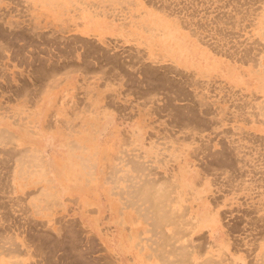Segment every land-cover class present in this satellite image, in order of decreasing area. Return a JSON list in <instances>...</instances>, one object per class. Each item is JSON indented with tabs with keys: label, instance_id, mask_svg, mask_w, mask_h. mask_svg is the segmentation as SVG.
Listing matches in <instances>:
<instances>
[{
	"label": "rangeland",
	"instance_id": "1",
	"mask_svg": "<svg viewBox=\"0 0 264 264\" xmlns=\"http://www.w3.org/2000/svg\"><path fill=\"white\" fill-rule=\"evenodd\" d=\"M0 14V262L264 264V0H0Z\"/></svg>",
	"mask_w": 264,
	"mask_h": 264
},
{
	"label": "bare ground",
	"instance_id": "2",
	"mask_svg": "<svg viewBox=\"0 0 264 264\" xmlns=\"http://www.w3.org/2000/svg\"><path fill=\"white\" fill-rule=\"evenodd\" d=\"M35 1H36V0H35ZM42 1H44V0H42ZM46 1H47V0H46ZM32 3L35 4V2H32ZM45 3H46V2H45ZM47 3H49V2H47ZM43 4H44V3H43ZM46 5H47V4H46ZM49 5H50V4H49ZM28 8H29V7H28ZM49 8H50V7H49ZM3 13H5V11H4ZM6 13H7V12H6ZM1 14H2V13H1ZM1 14H0V17H1ZM6 15H7V14H6ZM1 18H2V17H1ZM1 18H0V19H1ZM3 20H4V19H3ZM30 20H31V19H30ZM10 22L12 23V21H10ZM0 23H1V22H0ZM17 23H18V22H17ZM0 25H1V24H0ZM1 26H2V25H1ZM1 26H0V28H4V27H1ZM30 26H31V25H30ZM5 27H6V26H5ZM13 27H15V26H13ZM16 28H18V27H16ZM24 29H25L26 32H27V29H26V28H24ZM28 29H29V28H28ZM30 29H31V28H30ZM35 29H36V28H35ZM1 30H2V29H1ZM10 30H11V29H10ZM12 30H13V29H12ZM20 30H21V29H20ZM2 31H3V30H2ZM21 31H22V30H21ZM21 31H19L18 33H20ZM23 31H24V30H23ZM30 31H31V30H30ZM11 32H12V31H11ZM16 32H17V31H16ZM26 32H25V34H26ZM28 32H29V30H28ZM61 32H62V31H61ZM7 33L10 34L9 31H8ZM7 33H6V34H7ZM13 33H14V30H13ZM31 33H32V32H31ZM43 33H44V32H42V35L39 36V37L41 38L42 36H45V37L47 38V36H46L47 34L44 35L45 33H44V34H43ZM1 34H3V33H1ZM15 34H16V33H14V34H12V35L15 36ZM25 34H24V35H25ZM29 34H30V33H27V35H29ZM35 34H36V33H35ZM40 34H41V33H40ZM40 34H39V35H40ZM18 35H20V34H18ZM3 36H5V35H3ZM9 36H10V35H9ZM14 36H13L12 38H17V37H16L17 34H16L15 37H14ZM21 36H22V35H21ZM29 36H30V38H31L32 34H30ZM37 36H38V34H37ZM71 36H72V35H71ZM76 36H77V35H76ZM76 36H75V37H76ZM1 37H2V36H1ZM1 37H0V38H1ZM6 37H7V36H6ZM18 37H20V36H18ZM54 37H57V36H53V37H51V38L53 39ZM60 37H61V39H63L62 36H60ZM67 37H68V36H67ZM69 37H70V36H69ZM73 37H74V36H73ZM34 38H35V37H34ZM57 38H58V37H57ZM21 39H22V38H21ZM32 39H33V38H32ZM48 39H50V38H48ZM59 39H60V38H59ZM74 39H76V38H74ZM5 40H6V39H5ZM33 40H34V39H33ZM40 40H41V39H40ZM45 40H46V39H45ZM53 40H54V39H53ZM69 40H71V38H69ZM77 40H78V38H77ZM90 40H91V39H90ZM11 41H12V40H11ZM13 41H14V40H13ZM34 41H35V40H34ZM38 41H39V40H37V42H38ZM41 41H42V40H41ZM43 41H44V40H43ZM63 41H64V40H63ZM65 41H67L66 38H65ZM71 41L73 42V40H71ZM71 41H70V42H71ZM78 41H79V40H78ZM92 41H93V40H92ZM4 42H5V41H4ZM9 42H10V41H9ZM25 42H26V41H25ZM47 42H48V41H47ZM54 42H55V41H54ZM56 42H57V41H56ZM56 42H55V43H56ZM60 42H61V41H59L58 43H60ZM76 42H77V41H76ZM76 42L74 41V43H76ZM80 42H81V41H80ZM93 42H94V41H93ZM0 43H1V42H0ZM28 43H29V42H28ZM31 43H33V42H31ZM35 43H36V41H35ZM45 43H46V42H45ZM45 43H44V44H45ZM51 43H53V42L51 41ZM55 43H54V44H55ZM78 43H79V42H78ZM85 43H86V42H85ZM89 43H90V42H89ZM16 44H17V43H16ZM40 44H41V43H40ZM47 44H49V43H47ZM7 45H8V44H7ZM13 45H14V44H13ZM27 45H28V44H27ZM49 45H50V44H49ZM57 45H58V44H57ZM73 45H74V44H73ZM10 46H11V45H10ZM31 46H32V44H31ZM65 46H66V44H65ZM85 46H87V45H85ZM85 46H84V47H85ZM8 47H9V46H8ZM22 47H23V45H22ZM34 47H35V46H34ZM48 47H49V46H48ZM66 47H67V46H66ZM88 47H89V46H88ZM88 47H87V48H88ZM90 47H91V45H90ZM94 47H96V46H94ZM94 47H91V49L93 50ZM53 48H54V47H53ZM59 48H60V47H59ZM63 48H64V47H63ZM73 48H74V47H73ZM81 48H82V47H81ZM87 48H86V49H87ZM7 49H8V48H7ZM22 49H23V48H22ZM37 49H38V47H37ZM68 49L70 50V48H68ZM71 49H72V48H71ZM91 49H90V50H91ZM95 49H96V50H95ZM95 49H94L95 51H98V50H99V48H95ZM14 50H15V47H14ZM16 50H19V48H18V49L16 48ZM56 50H57V49H56ZM60 50H61V49H60ZM60 50H58V51H60ZM65 50H66V49H65ZM65 50H64V53L67 52V50H66V51H65ZM102 50H103V49H102ZM197 50H198V49H197ZM62 51H63V49H62ZM83 51H85V50H83ZM87 51H88V50H87ZM87 51H85L86 54H88V53L91 54V51H89L88 53H87ZM104 51H105V50H104ZM106 51H107V50H106ZM106 51H105V53H106ZM192 51H193V50H190V49H189V52H190V53H188L187 47H180V51H179L180 56H178V60L180 61V63H181V61H182V62H183V61L186 62L187 59H191L192 61L189 60V61H187L185 64H187V65H189V66H192V67H195V68L198 70V72H204V71L207 72V71L210 70V69H215V70H216V69H220L221 71L224 72L223 76H224L226 79H228V80H230V81H233V82H235V83H239V79H238L237 76L234 75L235 73H233V71H231V70H226V69H225L226 71H224L223 66L220 65L219 63H217V61H216V62L212 61L211 57H209V56H206V57H205L204 54H199L198 51H194V52H192ZM13 52H14V51H13ZM20 52H21V51H20ZM44 52H46V51H44ZM69 52H70V51H69ZM108 52H109V51H108ZM125 52H126V51H125ZM85 53H84V54H85ZM92 53H93V52H92ZM99 53H100V50H99ZM102 53H103V52H101V54H102ZM105 53H104V55H105ZM187 53H188V55H189L188 58H187V59H184V58H183V59H184V60H183L181 57H184L183 54H187ZM1 54H2V53H1ZM50 54H51V53H50ZM58 54H59V52H58ZM62 54H63V53H62ZM68 54H69V53H68ZM94 54H95V53H94ZM94 54H93V55H94ZM97 54H98V53H97ZM114 54H115V52H114ZM131 54H132V53H131ZM53 55H54V54H53ZM66 55H67V54H66ZM79 55H80V54H79ZM93 55H92V56H93ZM106 55H107V54H106ZM47 56H48V55H47ZM58 56H60V55H58ZM62 56L64 57L65 55H62ZM88 56H89V55H88ZM100 56H101V55H100ZM109 56H110V55H108L107 57L110 58ZM112 56H113V55H112ZM114 56H115V57H118V56H120V55H118V56L114 55ZM126 56H127V55H126ZM128 56H129V55H128ZM80 57H81V56H80ZM85 57H86V55H85ZM85 57H84V58H85ZM95 57H96V56H95ZM107 57H106V61H107V59H108ZM115 57H113V58H115ZM122 57H123V56H122ZM129 57H130V56H129ZM179 57L181 58V60H180ZM185 57H186V56H185ZM189 57H190V58H189ZM49 58H50V57H49ZM92 58H93V57H92ZM111 58H112V57H111ZM120 58H121V57H120ZM120 58H118L119 63L116 62L117 64H119V67H120V64H121V63H120V60H122V58H121V59H120ZM176 58H177V57H176ZM68 59H69V58H68ZM70 59H71V58H70ZM82 59H83V58H82ZM86 59H87V58H86ZM98 59H99V58H98ZM116 59H117V58H115L114 60L117 61ZM119 59H120V60H119ZM123 59H124V57H123ZM129 59H131V57L127 59L128 62H129ZM51 60H52V59H51ZM71 60H72V59H71ZM71 60H70V61H71ZM95 60H96V59H95ZM109 60H111V59H109ZM109 60H108V61H109ZM112 60H113V59H112ZM114 60H113V63H111V65L114 64V62H115ZM131 60H132V59H131ZM32 61H33V60H32ZM37 61H38V60H37ZM55 61H57V60H55ZM63 61H64V60H63ZM65 61H66V60H65ZM73 61H74V59H73ZM73 61H72V62H73ZM87 61H88V60H87ZM87 61L85 60L84 62H87ZM97 61H98V60H97ZM101 61H105V60H101ZM106 61H105V62H106ZM108 61H107V62H108ZM127 61L125 62V64L121 65L122 68H124L123 66L126 65ZM132 61H133V60H132ZM132 61H131V62H132ZM179 61H178V62H179ZM53 62H54V61H53ZM123 62H124V61L122 60V63H123ZM131 62H130V63H131ZM133 62H134V61H133ZM41 63H42V62H41ZM61 63L64 64V62H61ZM88 63H89V62H88ZM88 63H87V64H88ZM90 63H91V62H90ZM90 63H89V64H90ZM134 63H135V62H134ZM134 63H133V64H134ZM38 64H39V62H38ZM51 64H56V62H55V63H51ZM51 64H50V66H52ZM80 64H82V63H80ZM85 64H86V63H85ZM97 64H98V63H97ZM104 64H105V63H104ZM133 64H132V66H133ZM42 65H43V63H42ZM61 65H62V64H60L59 66H61ZM82 65H83V64H82ZM90 65H91V64H90ZM106 65H107V64H106ZM108 65H109V63H108ZM108 65H107V66H108ZM128 65H129V63H128ZM130 65H131V64H130ZM35 66H37V65H35ZM43 66H44V65H43ZM43 66H42V67H43ZM50 66H49V68H50ZM53 66H54V65H53ZM55 66H56V65H55ZM62 66H63V65H62ZM71 66H73V65H71ZM74 66H75V65H74ZM87 66H89V65H87ZM87 66H86V67H87ZM98 66H99V65H98ZM102 66H103V64H102ZM117 66H118V65H117ZM143 66H146V65H143ZM143 66L141 65V67H143ZM84 67H85V65H84ZM90 67H91V66H90ZM110 67H111V66H110ZM115 67H116V66H115ZM115 67H114V65H113V68H115ZM119 67H118V68H119ZM137 67H140V65L137 66ZM146 67H147V66H146ZM153 67H155V66H153ZM153 67H151V69H152ZM158 67H159V66H158ZM158 67H155V68H154L155 70H152V71L155 72V74H156V71H157L156 68H158ZM162 67H164V66H162ZM37 68H38V67H37ZM39 68H40V67H39ZM47 68H48V67H46V69H47ZM76 68H78V66H77ZM93 68H94V67H93ZM99 68H100V67H99ZM103 68H104V67H103ZM106 68H107V67H106ZM113 68H112V69H113ZM120 68H121V67H120ZM126 68H127V67H126ZM130 68H132V67L130 66ZM130 68H129V69H130ZM143 68H144V67H143ZM160 68H161V67H160ZM168 68H169V67H168ZM168 68H166V72H167V69H168ZM170 68H171V67H170ZM54 69H55V68H54ZM63 69H65V68L63 67ZM73 69H74V68H73ZM87 69H88V67H87ZM90 69H91V68H90ZM108 69H110V68H108ZM112 69H111V70H112ZM116 69H117V67H116ZM116 69H113V71H114V70L116 71ZM129 69H128V70H129ZM144 69H145V68H144ZM146 69H147V68H146ZM149 69H150V68H149ZM161 69H163V68H161ZM172 69H173V68H171V71H172ZM39 70H40V69H39ZM41 70H44V69L42 68ZM47 70H48V69H47ZM50 70H51V68H50ZM50 70H49V71H50ZM52 70H53V68H52ZM100 70H101V69H100ZM104 70H106V69H104ZM111 70H108V71L111 72ZM123 70H124V69H123ZM128 70L125 69V71H128ZM132 70H134V69L132 68ZM135 70H138V69L135 68ZM177 70H178V69H177ZM44 71H46V70H44ZM63 71H64V70H63ZM92 71H93V70H92ZM118 71H119V70H118ZM118 71H117V72H118ZM120 71H122V70H120ZM141 71H142V69H141ZM143 71H144V70H143ZM164 71H165V70H164ZM175 71H176V70H173L174 73H175ZM47 72H48V71H46L45 73H47ZM50 72H51V71H50ZM60 72H62V71L60 70ZM104 72H106V71H104ZM122 72H123V71H122ZM122 72H120V73H122ZM130 72H131V70H130ZM138 72L140 73V71H138ZM145 72H146V71H145ZM154 72H152V73H154ZM158 72H159V71H158ZM160 72H161V71H160ZM173 72H172V73H173ZM176 72H177V71H176ZM45 73H44V75H45ZM53 73H54V72H53ZM57 73H58V72H57ZM112 73H114V72H112ZM123 73H125V72H123ZM128 73H129V71L127 72V74H128ZM135 73H136V72H135ZM141 73H142V72H141ZM141 73H140V74H141ZM179 73H180V75L182 74L181 72H178L177 74H179ZM39 74H40V73H39ZM54 74H56V73H54ZM106 74H107V73H106ZM114 74H115V73H114ZM116 74H119V73H116ZM116 74H115V75H116ZM125 74H126V73H125ZM131 74H132V73H131ZM143 74H144V72H143ZM148 74L151 75V70H150V73L147 72V75H148ZM155 74H152V75L154 76ZM158 74H160V73H158ZM161 74H163V71H162ZM167 74H168V73H167ZM167 74H165V76H166ZM42 75H43V74H42ZM47 75H48V73H47ZM115 75H114V76H115ZM141 75H142V74H141ZM145 75H146V74H145ZM145 75H142V76H141L142 79H143V77H144ZM48 76H49V75H48ZM127 76H128V75H127ZM129 76H130V75H129ZM148 76H149V75H148ZM153 76H152V77H153ZM156 76H157V75H156ZM165 76H164V77L161 76V77L164 79ZM174 76H175V75H174ZM38 77H40V76H38ZM102 77H103V76H102ZM116 77H117V76H116ZM124 77H125V76H124ZM149 77H150V76H149ZM149 77H148V79H146V77H145L144 81H143V80H142V81L145 82L146 80H149ZM107 78H108V77H107ZM117 78H118V77H117ZM125 78H126V77H125ZM133 78L135 79V77H133ZM150 78H151V77H150ZM158 78H160V76H159ZM158 78H157V80H158ZM162 78H161V79H162ZM113 79H114V78H113ZM113 79H112V80H113ZM131 79H132V78H131ZM136 79H137V78H136ZM151 79H152V81H149L150 83L147 81V82L149 83L150 86H151V82H153V79H155V78L153 77V78H151ZM168 79H169V78L167 77V78H166V82H168ZM109 80H110V79H109ZM112 80H111V81H112ZM119 80H120V79H119ZM164 80H165V79H164ZM164 80H163V81H164ZM132 81H133V80H132ZM135 81H136V80H134L133 83H135ZM155 81H156V80H154V82H155ZM158 81L160 82V80H158ZM170 81H172V80H170ZM173 81H174V80H173ZM190 81H191V80H190ZM139 82H141V81H139ZM139 82H138V83H139ZM143 82H142V83H143ZM126 83H127V82H126ZM133 83H132V84H133ZM136 83H137V82H136ZM142 83H141V85H142ZM148 83H147V84H148ZM162 83H163V82H162ZM179 83H180V82H179ZM181 83H182V82H181ZM195 83H196V82H195ZM99 84H100V83H99ZM144 84H146V83H144ZM154 84H155V83H154ZM154 84H153V85H154ZM156 84H157V82H156ZM170 84H172V83H170ZM187 84H188V83H187ZM21 85H22V84H21ZM43 85H44V84H43ZM49 85H50V84H49ZM123 85H124V84H123ZM138 85H140V83H139ZM141 85H140L139 89H141ZM149 85H146V86H149ZM158 85H159V84H157V85H155V86H158ZM175 85H176V84H175ZM180 85H181V84H180ZM146 86H145V87H146ZM150 86H149V87H150ZM173 86H174V85H173ZM181 86H182V85H181ZM22 87H23V86H22ZM159 87H160V86H159ZM170 87H171V86H170ZM174 87H175V86H174ZM177 87H178V86H177ZM182 87H183V86H182ZM182 87H181V89H183ZM23 88H24V87H23ZM26 88H27V87H26ZM153 88H154V90L159 89V88L155 89L156 87H153ZM179 88H180V87H179ZM30 89H31V88H30ZM134 89H137V88H134ZM139 89H138V90H139ZM145 89H146V88H145ZM147 89H148V88H147ZM167 89H168V88H167ZM35 90H36V89H35ZM129 90H130V89H129ZM142 90H143V89H142ZM149 90H150V89H149ZM168 90H169V89H168ZM178 90H179V89H178ZM185 90H186V89H185ZM14 91H16V90H14ZM133 91H134V90H133ZM165 91H167V90H165ZM179 91H180V90H179ZM23 92H24V91H23ZM31 92H32V91H31ZM36 92H37V91H36ZM18 93H19V92H18ZM21 93H22V92H21ZM24 93H25V92H24ZM164 93H165V92H164ZM178 93H180V92H178ZM30 94H31V93H29V95H30ZM22 95H23V94H22ZM104 95H105V94H104ZM106 95H107V94H106ZM168 95H169V94H168ZM168 95H167V96H168ZM176 95H177V93H176ZM178 95H179V94H178ZM182 95H184V94H182ZM148 96H149V95H148ZM146 97H147V96H146ZM149 97H150V96H149ZM171 97H172V96H171ZM147 99H148V98H147ZM174 99H175V98H174ZM178 99H180V98H178ZM152 100H153V99H152ZM27 101H28V100H27ZM109 101H110V100H109ZM169 102H171V101H169ZM86 104H87V103H86ZM171 104H172V103H171ZM201 104H203V103H201ZM175 105H177V104H175ZM242 105H243V104H242ZM156 107H157V106H156ZM172 107H173V106H172ZM254 107H255V106H254ZM200 108H201V107H200ZM118 109H119V108H118ZM177 109H178V108H177ZM180 109H181V108H180ZM189 109H190V108H189ZM163 110H164V109H163ZM175 110H176V108H175ZM200 110H201V109H200ZM179 111H180V110H179ZM185 111H186V110H185ZM175 112H176V111H175ZM190 112H192V111H190ZM196 112H198V111H196ZM178 113H179V112H178ZM181 113H182V112H181ZM194 113H195V112H194ZM198 113H199V112H198ZM191 114H193V113H191ZM198 115H199V114H198ZM188 116H189V115H188ZM173 117H175V116H173ZM177 117H178V116H177ZM179 117H180V116H179ZM51 118H52V117H51ZM53 118H54V117H53ZM174 119H175V118H174ZM178 119H179V118H178ZM198 120H199V119H198ZM50 121H51V119H50ZM165 121H166V120H165ZM185 121H186V120H185ZM47 122H48V121H47ZM188 122H189V121H188ZM211 122H212V121H211ZM177 123H178V122H177ZM6 124H7V123H6ZM207 124H209V123H207ZM181 125H182V124H181ZM184 126H185V125H184ZM192 127H193V126H192ZM202 127H203V124H202ZM197 129H198V128H197ZM205 129H206V128H205ZM0 130H2V129L0 128ZM3 130H4V129H3ZM2 132H3V131H2ZM227 132H228V131H227ZM3 133H4V132H3ZM242 133H243V132H242ZM7 134H8V132H7ZM9 134H10V133H9ZM149 134H150V133H149ZM11 135H12V134H11ZM11 135H10V136H11ZM5 136H6V135H5ZM10 136H9V137H10ZM183 137H184V136H183ZM2 138H3V137H2ZM256 138H258V137H256ZM256 138H255V139H256ZM3 139H4V138H3ZM197 139H198V138H197ZM235 139H236V138H235ZM45 141H47L46 138H42V139H41V146H44V148H46V147H45V144H46ZM32 142H33V141H32ZM188 143H189V142H188ZM203 144H204V143H203ZM259 144H260V143H259ZM205 145H206V144H205ZM260 145H261V144H260ZM202 147H203V145H202ZM205 147H206V146H205ZM33 148H34V147H33ZM42 148H43V147H42ZM44 148H43V149H44ZM7 149H8V148H7ZM203 149H204V148H203ZM10 150H12V149H10ZM17 150H18V149H17ZM23 150H25V148H24ZM34 150H35V149H34ZM34 150H33V151H34ZM36 150H37V149H36ZM7 151L9 152V149H8ZM13 151H15V150L13 149ZM37 151H40V150H37ZM218 151H219V150H218ZM222 151H223V150H222ZM2 152H3V151H2ZM2 152H1V153H2ZM18 152H19V151H18ZM193 152H194V151H193ZM10 153H11V152H10ZM19 153H20V152H19ZM29 153H30V151H29ZM208 153H209V152H208ZM211 153H212V152H211ZM228 153H229V152H228ZM248 153H249V152H248ZM5 154H8V153H5ZM14 154H15V152H14ZM17 154H18V153H17ZM25 154H26V153H25ZM39 154H40V152H39ZM212 154H213V153H212ZM222 154H223V153H222ZM216 155H217V154H216ZM1 156H2V155H1ZM9 156H11V155H9ZM9 156H8V157H9ZM17 156H18V155H17ZM22 156H23V155H22ZM29 156H30V155H29ZM31 156H32V154H31ZM34 156H35V154H34ZM34 156H32V157H34ZM226 156H227V155H226ZM230 156H231V155H230ZM23 157H24V156H23ZM25 157H26V156H25ZM32 157H30V158H32ZM38 157H39V156H38ZM41 157H42V156H41ZM206 157H207V156H206ZM209 157H210V155H209ZM217 157H218V156H217ZM239 157H240V156H239ZM30 158H29V159H30ZM139 158H140V157H139ZM3 159H5V158H3ZM9 159H10V158H9ZM211 159H212V158H211ZM234 159H235V158H234ZM234 159H233V160H234ZM10 160H11V159H10ZM12 160H13V159H12ZM15 160H16V159H15ZM24 160H26V159H24ZM35 160H36V159H35ZM41 160H42V159H40V161H41ZM226 160H227V159H226ZM1 161H2V159H1ZM28 161H29V160H28ZM209 161H210V160H209ZM8 162H9V161H8ZM18 162H19V161H18ZM33 162H34V161H33ZM36 162H37V161H36ZM145 162H146V161H145ZM4 163H6V162H4ZM208 163H209V162H208ZM221 163H222V162H221ZM232 163H233V162H232ZM6 164L8 165V163H6ZM135 164H136V163H135ZM135 164H134V165H135ZM209 164H210V163H209ZM223 164H224V163H223ZM227 164H228V162H227ZM1 165H2V164H1ZM20 165H21V164H20ZM22 165H23V163H22ZM224 165H225V164H224ZM3 166H4V165H2V167H3ZM17 166H18V165H17ZM144 166H145V165H144ZM211 166H212V165H211ZM219 166H220V165H219ZM0 167H1V166H0ZM19 167H20V166H19ZM141 167H142V166H141ZM207 167H208V166H207ZM233 167H234V166H233ZM142 168H143V167H142ZM142 168H141V169H142ZM213 168H214V167H213ZM217 168H218V167H217ZM223 168H224V167H223ZM143 169H144V168H143ZM230 169H231V168H230ZM24 170H25V169H24ZM210 170H211V169H210ZM207 171H208V170H207ZM216 171H217V170H216ZM243 171H244V170H243ZM253 171H254V170H253ZM256 171H257V170H256ZM141 172H142V171H141ZM154 172H155V171H154ZM213 172H214V171H213ZM222 172H223V171H222ZM156 173H157V172H156ZM208 173H209V172H208ZM135 174H136V173H135ZM213 174H215V172H214ZM216 174H217V173H216ZM220 174H221V173H220ZM144 175H146V174H144ZM138 176H139V175H138ZM147 176H148V175H147ZM161 176H162V175H161ZM231 176H232V175H231ZM234 176H235V175H234ZM123 177H124V176H123ZM135 177H136V176H135ZM139 177H140V176H139ZM167 177H168V176H167ZM229 177H230V176H229ZM163 178H164V177H163ZM150 179H151V178H149V179L147 178L146 180H150ZM153 179H154V178H152V180H153ZM157 179H158V178H157ZM0 180H1V179H0ZM154 180H155V179H154ZM154 180H153V181H154ZM261 180H262V179H261ZM143 181H144V180H143ZM153 181H152V182H153ZM129 182H130V181H129ZM129 182H128V183H129ZM144 182H145V181H144ZM144 182H143V183H144ZM146 182H147V181H146ZM4 183H5V181H4ZM125 183H126V182H125ZM148 183H149V182H148ZM150 183H151V180H150ZM156 183H157V182H156ZM144 184H145V183H144ZM154 184H155V183H153V185H154ZM4 185H5V184H4ZM134 185H135V184H134ZM138 185H139V184H138ZM145 185H146V184H145ZM164 185H165V184H164ZM172 185H173V184H172ZM140 186H141V185H140ZM130 187H131V186H130ZM144 187H145V186H144ZM144 187H143V188H144ZM151 187H153V186H151ZM146 188H149V187H146ZM160 188H161V187H160ZM162 188H163V187H162ZM4 189H5V188H4ZM135 190H136V189H135ZM143 190H144V189H143ZM148 190H149V189H148ZM148 190H146V191H148ZM165 190H166V189H165ZM146 191H144L143 193L145 194ZM154 191H156V190L154 189ZM126 192H127V191H126ZM168 192H169V190H168ZM165 193H166V192H165ZM165 193H164V194H165ZM139 194H141V193H139ZM154 194H155V193H154ZM141 195H142V194H141ZM147 195H148V194H147ZM155 195H156V194H155ZM51 196H52V195H51ZM161 196H163V195H160V197H161ZM139 197H140V196H139ZM150 197H151V195H150ZM156 198H158V197H156ZM166 198H167V197H166ZM170 198H171V197H170ZM135 199H136V198H135ZM159 199H160V198H159ZM163 200H164V197H163ZM167 200H168V199H167ZM171 200H172V199H171ZM146 201H147V200H146ZM153 201H154V199H153ZM161 201H162V200H161ZM148 202H149V201H148ZM156 202H157V201H156ZM159 202H160V201H159ZM150 203H151V202H150ZM147 204H148V203H147ZM154 204H155V203H154ZM161 204H163V203H161ZM159 205H160V204H159ZM164 205H165V204H164ZM1 206H2V205H1ZM146 207H147V206H146ZM163 207H164V206H163ZM174 207H175V206H174ZM150 208H151V207H150ZM142 209H143V208H142ZM144 209H145V208H144ZM156 209H157V208H156ZM158 209H159V208H158ZM171 209H172V208H171ZM171 209H170V210H171ZM8 210H9V209H8ZM153 210H154V209H153ZM166 210L169 211V209H166ZM251 211H252V210H251ZM138 212H139V211H138ZM154 212H155V211H154ZM158 212H159V211H158ZM158 212H157V213H158ZM170 212H171V211H170ZM252 212H253V211H252ZM166 213H167V212H166ZM177 213H178V212H177ZM182 213H184V212H182ZM6 214H7V213H6ZM138 214H139V213H138ZM153 214H154V213H153ZM172 214H173V213H172ZM174 214H176V212H175ZM247 214H248V213H247ZM158 215H159V214H158ZM160 215H161V213H160ZM163 215H164V214H163ZM167 215H168V214H167ZM167 215L165 214V216H167ZM150 216H151V215H150ZM168 216H169V215H168ZM1 217H3V216H1ZM147 217H148V216H147ZM157 217H158V216H157ZM160 217H161V216H160ZM169 217H170V216H169ZM254 217H255V216H254ZM154 218H155V217H154ZM256 218H257V217H256ZM4 220H5V219H4ZM155 220H156V219H155ZM165 220H166V219H165ZM250 220H251V219H250ZM187 221H188V220H187ZM5 222H6V220H5ZM156 222H157V221H156ZM153 223H154V222H153ZM11 224H12V223H11ZM16 224H17V223H16ZM64 224H65V223H64ZM259 224H260V223H259ZM4 225H5V224H4ZM6 225H7V224H6ZM19 225H20V224H19ZM159 225H160V224H159ZM10 226H11V225H10ZM32 226H33V225H32ZM69 226H71V225L69 224ZM176 226H177V225H176ZM249 226H250V225H249ZM3 227H5V226H3ZM7 227H8V226H7ZM16 227H17V226H16ZM64 227H65V225H64ZM174 227H175V226H174ZM8 228H9V227H8ZM158 228H159V227H158ZM250 228H251V227H250ZM32 229H33V228H32ZM65 229H66V228H65ZM70 229H71V228H70ZM155 229H156V228H155ZM237 229H238V227H237ZM5 230H6V229H5ZM7 230H8V229H7ZM9 230H10V229H9ZM15 230H16V229H15ZM71 230H72V229H71ZM151 230H152V229H151ZM44 231H45V230H44ZM79 231H80V229H79ZM163 231H164V230H163ZM165 231H166V229H165ZM6 232H8V231H6ZM50 232H51V231H50ZM57 232H58V231H57ZM57 232H56V233H57ZM3 233H4V232H3ZM3 233H1L0 236H2ZM10 233H11V232H10ZM69 233H71V232L69 231ZM73 233H74V232H73ZM73 233H72L71 235H73ZM80 233H81V232H80ZM186 233H187V232H186ZM214 233H215V232H214ZM42 234L44 235L45 233H42ZM42 234H41V236H42ZM159 234H160V233H159ZM260 234H261V233H260ZM45 235H46V234H45ZM76 235H77V234H76ZM161 235H163V234H161ZM215 235H216V234H215ZM35 236H36V235H35ZM48 236H49V235H48ZM51 236H52V235H51ZM64 236H65V235H64ZM171 236H172V235H171ZM4 237L6 238V236H4ZM38 237H40V236H38ZM46 237H47V236H46ZM46 237H45V239H46ZM55 237H56V236H55ZM59 237H60V235H59ZM59 237H58V240L61 241L62 237H60V239H59ZM69 237H70V236H69ZM69 237H68V238H69ZM76 237H78V236H76ZM76 237H74V238H76ZM261 237H262V236H261ZM2 238H3V237H2ZM5 238H3V239H4V240L2 241L3 243H5ZM7 238L10 239L9 236H8ZM41 238H42V237H41ZM47 238H48V237H47ZM49 238H50V236H49ZM49 238H48V240H49V242H50V239H51V238H50V239H49ZM63 238L66 239L65 237H63ZM71 238H72V237H71ZM42 239H44V237H43ZM42 239H41V240H42ZM45 239H44V241H45ZM64 239H63V241H64ZM188 239H189V238H188ZM12 240H13V239H12ZM41 240H40V242H41ZM56 240H57V239H56ZM56 240H55L54 242L58 244V242H56ZM74 240H75V239H74ZM154 240H155V239H154ZM164 240H165V239H164ZM42 241H43V240H42ZM46 241H47V240H46ZM46 241H45V242H46ZM63 241H62V242H63ZM173 241H174V240H173ZM175 241H176V240H175ZM7 242H8V241H7ZM10 242H12V241H10ZM13 242H14V241H13ZM45 242H44V243H45ZM52 242H53V241H52ZM52 242H51V243H52ZM67 242H68V241H67ZM67 242L64 241L63 243H64V244H65V243L67 244ZM72 242H73V241H72ZM72 242H70V243L72 244ZM156 242H157V241H156ZM168 242H169V241H168ZM46 243H47V242H46ZM55 243H54V244H55ZM60 243H61V242H60ZM152 243H153V242H152ZM154 243H155V242H154ZM162 243H163V242H162ZM9 244H10V243H9ZM12 244L15 245L14 243H12ZM12 244H11V245H12ZM68 244H69V243H68ZM68 244H67V245H68ZM157 244H158V243H157ZM157 244H156V245H157ZM163 244H164V243H163ZM172 244H173V243H172ZM179 244H180V243H179ZM48 245H49V244H48ZM159 245L161 246L160 243H159ZM165 245H167V244H165ZM180 245H181V244H180ZM1 246H2V244H1ZM1 246H0V247H1ZM17 246H18V244H17ZM35 246H36V245H35ZM52 246H53V245H52ZM160 246H159V247H160ZM163 246H164V245H163ZM163 246H161V247H163ZM168 246H169V245H168ZM177 246H179V245H177ZM200 246H201V245H200ZM50 247H51V246H50ZM55 247H56V246H55ZM55 247H54V248H55ZM64 247H65V246H64ZM155 247H156V246H155ZM155 247H154V248H155ZM172 247H173V246H172ZM175 247H176V246H175ZM8 248H10V247H8ZM18 248H19V246H18ZM38 248H39V246H38ZM40 248H41V247H40ZM44 248H45V247H44ZM46 248H47V247H46ZM178 248H179V247H178ZM15 249H16V248H15V246H14V251H15ZM34 249H35V248H34ZM49 249H50V248H49ZM159 249H160V248H159ZM179 249H181V248H179ZM4 250H5V246H4ZM6 250H7V249H6ZM6 250H5V251H6ZM17 250L22 251V249H21V250H20V249H16L15 254H14V251H13L12 248H11V252H9L10 249H9V251L7 250L6 252H7V253H8V252H9V253H12V251H13V254H14L13 256L15 257V255L18 256L17 254L19 253V252L16 253ZM35 250H38V249H35ZM41 250H42V248H41ZM46 250H47V249H46ZM162 250H163V249H162ZM170 250H171V249H170ZM199 250H200V249H199ZM1 251L4 253V251H3V246H2V250H1ZM1 251H0V252H1ZM62 251H63V250H62ZM158 251H159V250H158ZM171 251H172V250H171ZM174 251H175V250H174ZM178 251H179V250H178ZM46 252H47V251H46ZM161 252H162V251H161ZM3 253H2V254H3ZM9 253H8V254H9ZM36 253H38V252L36 251ZM171 253H172V252H171ZM8 254H7V255L4 254L3 256H4V257L7 256L6 258H8ZM19 254H20V253H19ZM40 254H41V252H40ZM45 254H46V253H45ZM72 254H73V253H72ZM152 254H153V253H152ZM182 254H183V253H182ZM182 254H180V255H182ZM185 254H186V253H185ZM21 255H22V254H21ZM60 255H61V254H60ZM160 255H161V254H160ZM187 255H188V254H187ZM11 256H12V254L10 255V257H11ZM13 256H12V257H13ZM51 256H52V255H51ZM163 256H164V255H163ZM173 256H174V255H173ZM182 256L184 257V255H182ZM182 256H181V257H182ZM21 257H22V256H21ZM165 258H167V257H165ZM66 259H67V258H66ZM180 259H181V258H180ZM189 259H190V258H189ZM223 259H224V258H223ZM5 260H6V259H5ZM12 260H13V259H12ZM12 260H10L11 262H10V261H9V262L7 261L8 263L2 261V262H0V264H21V261L18 260V259H14L15 262H14V260H13V261H12ZM167 260H168V259H167ZM173 260H174V259H173ZM178 260H179V258H178ZM187 260H188V259H187ZM205 260H206V259H205ZM211 260H212V259H211ZM76 261H77V260H76ZM76 261H75V262H76ZM123 261H124V260H123ZM181 261H184V260H181ZM208 261H209V260H208ZM22 262H23V261H22ZM80 262H81V261H80ZM91 262H92V261H91ZM175 262H176V261H175ZM186 262H187V261H186ZM30 263H31V262H30ZM77 263H78V262H77ZM82 263H83V262H82ZM82 263H81V264H82ZM171 263H172V262H171ZM179 263H180V262H179ZM199 263H200V262H199ZM45 264H46V263H45ZM61 264H62V263H61ZM85 264H86V263H85ZM208 264H210V263H208Z\"/></svg>",
	"mask_w": 264,
	"mask_h": 264
}]
</instances>
